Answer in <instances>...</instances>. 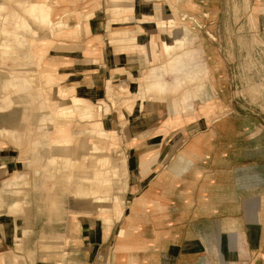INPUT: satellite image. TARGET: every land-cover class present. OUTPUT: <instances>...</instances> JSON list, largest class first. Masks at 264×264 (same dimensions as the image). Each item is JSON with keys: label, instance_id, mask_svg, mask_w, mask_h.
<instances>
[{"label": "crops", "instance_id": "1", "mask_svg": "<svg viewBox=\"0 0 264 264\" xmlns=\"http://www.w3.org/2000/svg\"><path fill=\"white\" fill-rule=\"evenodd\" d=\"M25 1L26 9L24 0L16 1L25 14L10 9L36 30L32 19L52 31L27 36L33 61L25 62L55 79L58 99L71 102L69 115L50 104L39 123L87 121L79 133L93 138L83 147L95 156L104 151L98 138L117 132L128 193L140 212L124 214L111 228L73 213L67 226L39 228L26 206L29 195L18 197L21 187L6 179L0 184V264H264V112L242 110L233 87L240 45L247 43L245 23L264 30V0H246L243 8L241 0ZM26 69L8 78L0 73V114L19 101L10 90L36 100L30 76L39 73ZM183 89L179 97L169 95ZM0 132L19 139L10 120ZM41 132L42 146L49 131ZM36 152L43 156L38 164L47 161L46 178H54L57 173L48 172L58 166ZM69 154L73 168L84 164L81 156L87 159ZM102 155L94 157L98 202L109 193L105 170L112 160ZM7 163H0L1 175ZM78 192L88 196L80 186Z\"/></svg>", "mask_w": 264, "mask_h": 264}, {"label": "rangeland", "instance_id": "2", "mask_svg": "<svg viewBox=\"0 0 264 264\" xmlns=\"http://www.w3.org/2000/svg\"><path fill=\"white\" fill-rule=\"evenodd\" d=\"M16 1L0 0V73L4 74L5 78H8V75L11 76L14 73V69H16L15 72L22 75H24L23 72L28 71L26 69L28 67L30 70L39 73L36 70L35 64L32 62L33 55L27 41V36L36 35L38 33L37 30L47 32L50 30L52 32L50 25L32 19L38 28L36 30L32 23L21 14H25L24 10L17 5ZM34 2L47 3L46 0H37ZM25 3L26 1L24 0L23 4L25 5ZM241 6L242 8L246 6V0H241ZM11 7L21 11V13L15 9H10ZM6 8L10 10L6 11ZM26 8L27 6L25 5ZM26 11L28 12L29 9ZM247 12L244 13L249 14L251 18L249 11ZM240 15L242 21H246L247 16ZM9 16L17 17L19 22L25 26V28L23 27L25 29L23 33L11 34L4 30V22ZM185 17L183 15V18ZM60 28L62 27L59 26L57 30ZM263 31L258 26H251L249 28L245 23L244 34L247 36V43L243 42L240 45L241 58L236 66L237 75L233 76L236 101L240 103L242 110L254 116H260L264 112ZM8 43L18 44L20 46L15 49L7 48ZM175 45L173 44L172 47ZM25 60H32V63L27 62L28 64H26ZM21 77L17 76L18 79ZM30 78L37 79V81H31V83L35 84L34 89L38 90L32 93L33 98H36V100L33 99V103H31L29 96H23L21 92L10 90V96L13 95L19 101L9 112L0 114V129L3 120H10L19 136V139L15 140L12 135L8 136L0 132V157H11L0 159V163L11 162H9L10 164L7 163L5 172L2 175L0 174V184L3 185L6 179H10L14 185L21 187L22 194L18 197L29 195L27 197V201H29L26 203V206L33 211L34 225L39 228L52 227L54 224H57V226H67L73 214L75 217L80 214L82 218H87V216L97 218L98 226L111 228L121 224L118 220L124 214L132 211L140 212V206L134 203L136 200L135 194L128 193L127 182L129 170L127 169L126 152L124 151L123 141L117 132H112V136L107 140L98 138L101 141L100 144L103 150L112 157V160L109 161L110 163L105 170V174L110 178L106 186L109 189L108 194L110 195L107 194V198H103L101 202H98L96 197L92 195V190L96 186L94 183L96 182L95 176L97 173V170L94 168V157L104 159V155H102L104 151L102 154L97 153L98 155L95 156L92 154L89 146L83 147V144L86 145L88 141L91 142L93 140L86 133H79L89 127L87 121L76 120L72 123L69 121L70 124H56V126L50 123L40 124L38 119L52 107L50 104L53 103L55 106L64 107L62 114L69 115L71 104H67L71 102L69 100L62 101L60 98L58 99L54 88L56 80L51 76L48 79H44L41 73H39L37 76L35 74L33 76L31 75ZM18 81L20 83L24 82L23 79ZM182 91H186V89L169 95L179 97ZM7 93L9 94V92ZM4 96L5 93L0 92V100ZM38 98L44 99V108L41 107V100ZM75 100L79 101L78 98ZM41 126H43L42 130ZM103 126L106 128L104 123ZM41 131L44 133L45 131H49L48 138L42 146L40 142L38 143L41 140ZM57 137L64 138L66 141L64 140V143L59 144ZM37 144H39L38 148H36ZM35 149L41 153L45 152L44 155L49 157V163L58 166L56 172H48L49 174L57 173L54 178L50 180L46 178L43 173V163L47 161L44 160L43 163L38 164L40 162L38 154L40 153H37ZM51 149L54 154H50ZM33 153L35 156H33ZM69 153H74V155L84 153L87 154V159L81 156V160L79 161H85L84 164L80 168H73ZM32 160L36 165H30ZM73 173L75 176H72ZM69 175L72 176L71 179H69ZM64 181L75 185L74 187L64 185ZM45 183L48 184L47 190H45ZM79 186L88 196H84L83 194L79 195ZM71 192H74L75 197H72ZM7 195L13 199L15 198L9 194ZM27 209L24 208L18 212L24 214Z\"/></svg>", "mask_w": 264, "mask_h": 264}, {"label": "bare ground", "instance_id": "3", "mask_svg": "<svg viewBox=\"0 0 264 264\" xmlns=\"http://www.w3.org/2000/svg\"><path fill=\"white\" fill-rule=\"evenodd\" d=\"M25 5H26V3H25ZM23 27L25 28V26H23L22 23L19 22V19L17 17H14V16L7 17L5 22H4V30L11 33V34L23 33L25 31V29ZM19 46H18V44H9V43L7 44V48H14L15 49V48H19ZM172 46H173V43L172 44H165V47L167 48L166 51L170 50L172 48ZM35 81H37L36 78H35ZM174 109H177V107H174ZM52 110H53V107H52ZM57 139H59L58 140L59 144L64 143V140H65L64 138L57 137Z\"/></svg>", "mask_w": 264, "mask_h": 264}]
</instances>
